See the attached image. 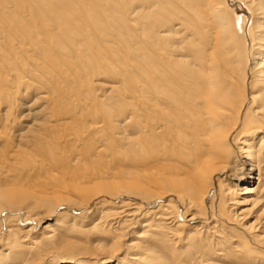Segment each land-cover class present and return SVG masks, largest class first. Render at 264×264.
<instances>
[{
    "label": "bare ground",
    "instance_id": "6f19581e",
    "mask_svg": "<svg viewBox=\"0 0 264 264\" xmlns=\"http://www.w3.org/2000/svg\"><path fill=\"white\" fill-rule=\"evenodd\" d=\"M7 1H10L9 7H12V2L15 3L12 4L15 10L11 11L15 22L10 23L6 15L7 20L0 18V46L8 47L7 50L16 54L21 62L25 61L27 55L31 56L36 51L35 47L26 46V42L35 40L28 35H32L30 32H34L37 26L43 30L45 25L40 24L48 22L46 28L51 32L45 31L46 36L39 35L40 39L42 36L46 38H42L38 46L49 43L48 49L56 48L60 50H57L58 53L62 51L65 54L59 57L58 53L51 51L50 63L59 66L58 69L63 68L60 67L62 63L77 64L78 59H82L79 55L83 52L88 55L91 51L87 54L86 48L94 47L93 43L99 39L108 40L107 24H111L109 22L114 18L113 12L111 15L99 10L101 3L91 4L94 0H84L89 8H86L87 14L76 11V0H47V9L45 6L34 9L33 5L25 4L26 8L18 0L4 2ZM41 1L45 2L36 0V4L40 5ZM131 2H136L134 9L129 12V6L125 5V8L118 9L120 16L115 15L119 16L115 19L118 20V28L125 30V25L133 20L140 37L136 38L139 44L136 63L138 87L133 94H126V97L133 98L128 101L133 109L120 124L122 139L128 145L122 151V158L127 161L123 162V167L116 168L112 164L114 159H110L106 163L112 164L111 167L105 164L102 169L85 165L82 172L72 169L63 171L61 175L43 166L41 169L46 174L43 179L41 176V179H32V171L29 177L24 166V173L21 172L19 180L12 183L6 180L13 172L5 170L7 165H4L0 169V218L8 212L3 217L4 223L22 216L25 218L22 223L30 220L32 225L38 220L35 225L47 230L41 233L43 238L52 240L54 229L46 223L54 219L58 207L83 206L85 203L88 207L91 201L114 203L121 199L119 209L122 211L116 222L119 230L124 231L123 227L128 222L136 226L141 224L143 229L140 227L141 233L136 232L138 240L130 241L128 245L133 251L131 255L130 252L121 253L123 247L118 246V241H113L109 250L95 253L92 259L96 264H228L229 260L257 253L255 248H240V254L234 253V248L242 245L240 241L243 238V247L251 244L264 252V0ZM238 5L245 8L242 15ZM62 10H71V14H64L62 19L53 14V11L59 14ZM90 10H95L98 15L92 18L88 15ZM48 16L56 19L51 22ZM90 24L106 34H95V39L88 34H78ZM75 28V42L71 39L65 42L58 40L61 32L54 33L62 30V38L69 37L71 32L75 33ZM106 39L101 43L104 41L106 44ZM82 41L86 43L85 47L75 44H83ZM103 43L97 47L95 60L91 56L89 60L93 61L90 63L84 61L88 56L81 60V65L85 62L83 67L91 69L97 65L96 69L89 71L95 77L98 70L99 74L107 70L104 61L106 52L111 50ZM7 55L10 57L9 53ZM98 62L103 64L98 67ZM87 68L86 71L89 70ZM25 78L30 85L36 84L35 79ZM82 80L71 84L70 91L82 92L84 87L100 84L99 79L97 82ZM93 91L91 88L86 93V101L92 99ZM48 96L44 94L41 97L47 99ZM102 121L95 120L90 126L91 131L102 128L105 124ZM103 153L105 149L98 145L97 154ZM79 165H82L81 162ZM72 193H84L80 201L82 204L72 198ZM239 193L242 198L236 196ZM39 209L47 212L45 217H39L42 214ZM27 228L22 233L25 236L21 237L25 240L28 238L26 233L32 235L34 230ZM69 229L73 226L70 225ZM17 231L7 228L3 233L0 226V264H13L16 260H21L20 264H30V255L23 249L26 244H21L25 240L19 239ZM230 235L233 236L231 240L238 244L235 247L231 245L234 250L225 248L231 241ZM238 235L240 240L236 238ZM33 238L36 240L31 241L28 249L37 254L40 249L37 237ZM68 243L72 242L68 240ZM185 252L188 255L185 256ZM39 255L42 256V253ZM62 264L82 263L66 259Z\"/></svg>",
    "mask_w": 264,
    "mask_h": 264
},
{
    "label": "rangeland",
    "instance_id": "374dc122",
    "mask_svg": "<svg viewBox=\"0 0 264 264\" xmlns=\"http://www.w3.org/2000/svg\"><path fill=\"white\" fill-rule=\"evenodd\" d=\"M4 1L6 0H0L1 2L0 18L6 15L8 16V20L10 19L9 22L11 23L12 21V23H14L15 17L11 15V11L13 12V10H15L13 9V7L15 6L12 5L14 2L11 3L12 7H9L10 5L8 4H10V1L7 2ZM18 1L22 5L25 4L27 6L33 5L34 9L36 8L41 9L42 6H45L44 8L47 9L46 5L49 2L45 0L44 3H42L43 1H41L39 2L40 5H37L36 3L38 1L36 2V0H18ZM94 1L95 2L92 1L91 4H96L98 2L101 3V5L99 6V10H102L105 13L108 12V14L109 13L111 14V12H113L112 13L113 15L112 14L111 15L112 17H114L112 21L109 22L111 24H107V28H108L107 34L98 28L92 27V24H90V27L88 28L86 26V28H84L82 32L80 30L78 32V34L80 33H84L86 35L88 34L94 39L96 38L95 34L105 33L108 38V40L106 38L99 39L98 42L93 43L94 47H91L90 49H88L90 47L88 46V48H86L87 54L88 51H91L89 52L88 55L83 54L84 52L81 53V55H79L80 59L81 58L85 59L88 56L84 60L86 64L87 62L89 63L92 62L93 59L95 60L97 58L96 57L98 55L97 47L99 46V44H102L104 42L103 41L101 43V40L106 39L105 40L106 44L103 43V45L105 47H109L111 50V52H106L107 57H105V61H104V63H106L105 65L107 67V70L103 69L104 73H101L103 72V70H101L100 72L101 74H99L100 70H98L97 73L98 76L96 77L93 76L94 74L92 72H90L89 74V71H91L92 68H93L92 70L96 69L97 65H93L91 69L87 67H83L82 65L85 64V62L82 63L81 65L82 59L81 60L78 59L77 62L78 65L77 64L74 65V63H65V64L62 63L60 67L63 68L60 69H58L59 66L58 67L53 66L52 62L50 63L51 61L50 55L53 53L51 51H55V53L53 54H56L58 53L57 52L58 49L56 48H54L53 50H51L50 48L48 49L49 43L47 45L42 44V46L39 47L41 45L40 43L42 38H46L45 33L49 32V30L46 28L47 27L46 23L48 24V22H45L44 24H40L41 26L45 25L44 27L48 31L44 27H42L43 28L42 30L41 28H39V26H37V28H39L41 32H39V29L37 31L36 30L37 28H35L34 30L39 33L37 32L35 33V31L33 30L34 32L32 31L30 32L32 33V35L31 34L28 35L30 39H32L33 36V39L35 40H29V42H26L27 43L26 46L28 47L30 46L33 48L35 47L36 51H34V53H32L31 56L27 55L25 61L21 62V60L18 59L16 54H13L7 50L8 47L6 48V46L4 45L0 46L2 47L0 49L1 52L0 54V103H1L0 169H3L4 165H7L4 169L5 170L8 169L9 172H13L8 175V179L6 180L10 183L19 180V175L21 174V172L24 171V169H26L25 172L28 174H30V172L32 171L31 172L32 179H37L38 177L39 179L41 178L43 179L46 177L45 171L41 169L43 166L46 170L49 169L48 171H52L53 173H57L61 175L63 171L65 172V170L73 171L75 169L76 170L75 172L77 171L82 172L83 170L82 168H84L85 165L87 166L90 165V167L92 168L103 169V166L109 165L111 167V165L113 164V167L120 168L123 167L124 164L123 162L127 161L126 159H124V157L122 158V151H125L128 145L122 139L121 136L122 130L120 124L124 119V117L127 114H130V112L133 109L128 102L130 99L133 98L126 97V94L127 93L133 94L134 92L137 91L136 88L138 87L137 84L138 70L136 63L138 58L137 46L139 44L137 43L138 39L136 38L137 37L140 38V37L138 34L139 32L137 33L136 27L134 25L135 22L133 20L130 19V23L125 25V28L128 31L126 32V30L123 27L118 28L117 25L118 20L115 19L119 18L120 16L118 9L121 10L125 8V5H127L129 6L127 8L128 11L130 12V10L135 8L136 2H131L132 0H119V1L94 0ZM75 2H76L75 4L77 5L75 6L76 11L80 10V13L81 12L86 13V11L89 10V8L86 7L87 2H85L84 0H82L83 4L81 3V0H76ZM2 3H4L3 5L5 6V9H3L4 6L2 5ZM130 3L132 4L130 5ZM5 4L8 6V8ZM114 5H116L115 8ZM238 8L240 15H242V13H244L245 8H243V6L242 7L239 6ZM70 11L71 10H62L60 12L61 14L60 13L58 14V12L53 11V14L57 17H61L62 19V16H64V14L65 16L71 14ZM94 11L95 10H90L88 12V15H91L92 18L98 15L97 12L95 14ZM45 14L46 16L48 15L47 13ZM116 14H119V16H115ZM4 18H6L7 20V17ZM47 18H49L51 22L54 19H56V17L53 19V17L50 16H48ZM59 20L57 19L58 22H60ZM114 25H116L117 28ZM114 27L116 28L115 31H114L115 29ZM122 29H124L125 31ZM26 31L29 32L28 30ZM73 31L74 32L77 31V28H75V30ZM60 32L62 38V34H63L62 30L56 31L54 33L60 34ZM72 33L73 32H71V35H69V37L64 36L62 39L60 38L58 40H61L63 42L68 40L70 41V39L71 41L77 40L76 32L73 34ZM37 34H38V39L36 38ZM39 35H45V36H42L40 39ZM114 35L116 36V38ZM34 41L38 42L36 44L34 43L35 46L32 45L33 43H31ZM82 43L83 44H81L80 42L79 43L76 42L75 44H77L80 48H82L83 46L85 47L86 43H84L83 41ZM43 45H45L44 46L45 48H43ZM116 51L118 52L116 53ZM7 52L9 53L10 57L7 55L8 54ZM58 54L59 57L65 56V54L62 53V51L61 53ZM90 56L91 58L94 57L93 59L90 58L92 61L89 60ZM41 62L43 63L44 66H42ZM101 64L103 63L101 62ZM101 64L99 63L98 67L101 66ZM32 67L35 68L32 69ZM64 67H66V69ZM81 68H83L82 70L84 71H82ZM86 68L89 70L86 71ZM63 69H65L66 71ZM47 70L49 72H47ZM67 71L70 72V74H68ZM85 71L88 72V74H86ZM80 75L82 76V78ZM27 76H29V78L31 77L35 79L36 84L30 85V83H27L26 80H24L26 79L25 77ZM63 76L65 77L63 78ZM83 77L84 79H88L89 81L93 80L94 82H97L96 81L97 79L100 80V84L98 83L91 86V88L94 90L93 97L92 99H89V101L87 100L88 102L86 101L85 95L88 91L89 92L91 91V88L84 87L82 92L70 91L71 89L70 86L72 87L71 84L80 83V81L79 82L76 81L79 79L82 80ZM43 93L47 96L48 95L50 96V97L48 96L50 101L48 98L45 99L41 97L42 95H44ZM80 104L83 105L80 106ZM96 112L97 115L95 114ZM94 119L103 120L104 122L103 121L102 122L105 124L104 126H102V128H97L96 130L91 131L92 129L90 128V126L95 121ZM76 133L77 135L78 134L79 135L77 136ZM98 145L103 146V148L105 149V153L101 155L97 154ZM110 159H114V162H112V164H107L106 163L108 162L107 160ZM80 162L82 165H79ZM9 164L10 166H12V168L9 166ZM33 164L36 165L33 166ZM33 167L34 168L37 167V168H35L34 170ZM31 174L29 175V177H31ZM83 194L84 193H72L71 196L72 198H74L75 200L77 199V201L80 202L82 200V197L84 196ZM236 196L238 198H242L243 195L239 193L236 194ZM51 198L54 199L53 196ZM127 201L130 200L128 199ZM121 202H122L121 199L115 200L114 203L113 202L98 203V201L96 202L91 201L90 206L88 205V207H86L87 206L86 203L83 206L62 205L58 207V209L55 212L54 219L46 223L51 226L50 227L51 229H54L52 230V232H54L55 237L52 240L43 238L41 233H44L47 230L44 231L43 228L35 225L38 222L37 219H36L37 222H35V224L33 223L32 225L30 224V220L24 221L25 223H22L21 220L25 219L23 218V216L22 218L20 217L18 220L15 218L12 221L4 223L3 217L8 213L5 212L4 214L1 215L0 226L2 225L4 231L3 233H5L7 228L17 229L18 230L17 232H19L17 235L20 236L19 239L21 240L24 239L21 237L25 236V234L22 233L28 229L27 227L29 228L32 227V229H34L33 230L34 232L32 231V235L26 233L28 235V238L26 237L27 240L24 239L25 241L21 242L22 245L26 244L25 247L27 248L23 246L24 247L23 249L26 251V253L28 252V254L30 255L29 256L30 264L32 263L62 264V262L66 261V259H70V260L74 259L82 264H96L95 260L92 258L96 256V254L98 253L102 254V252L107 248H108L107 250H109V248H111L110 246H112L113 244V241H118V243L120 244V245L118 244V246H121L120 248L123 247L122 250L120 249L121 253L126 254L130 252L129 254L131 255L133 251L131 249V246L128 245L132 241L138 240L136 232L141 233L143 229L141 227V224L136 226L134 224L130 225L128 224L129 223L128 222L124 225V227L126 226V228L123 227L124 231L119 230L120 229L118 228L119 225L116 222L118 216H120V213L122 211L121 209H119L121 208L120 205ZM39 212L43 214V215L40 214L39 217L41 216L45 217L47 214V212H45L44 209L43 210L39 209ZM61 212L64 215H62ZM140 221L143 222V220ZM250 221H253V219H251ZM46 224H44V226ZM70 225L73 226V229H69ZM124 234L127 236H125ZM33 237H37L38 249H40L39 250L40 252L37 251L38 252L37 254L34 251H31L32 252L31 253L28 249L30 247L29 246L30 243L32 244L31 241L36 240ZM229 238L231 240L233 236L230 235ZM236 238L241 239L239 235L236 236ZM244 239L245 238H243V241H240L242 245H240V247L238 246L239 248H234L237 242L235 243L233 242V240H231L232 242L228 241V243L225 245V248L230 250L235 249L234 253H239V254H240L239 251L242 249L244 250L247 248L246 250H248V248H250L251 250H253L255 248L257 250L255 249L254 250L257 253L252 254L250 257L240 256L239 257L240 259L239 258L236 259L237 261L233 259L234 262H232L233 260L231 261L229 260V263L234 264L237 262L236 264H264V260H263L264 252L262 251V249L257 248V246L251 244L250 246L248 245L246 247H243L244 246L243 244L245 243ZM68 240L72 243H68ZM61 241L66 243H62ZM212 243L213 242H211V244ZM231 245H234V247ZM70 246L71 248H69ZM55 247L58 249H56ZM215 248H218V246H215ZM56 250L60 252H57ZM93 250L95 251L93 252ZM236 250L239 251L237 252ZM41 253L42 256L39 255ZM184 255L185 256L188 255V252H185ZM122 257H124V255H122ZM221 260L222 262H226V260L223 259ZM18 263L20 264L21 260L19 261L16 260L15 262H13V264H18Z\"/></svg>",
    "mask_w": 264,
    "mask_h": 264
}]
</instances>
